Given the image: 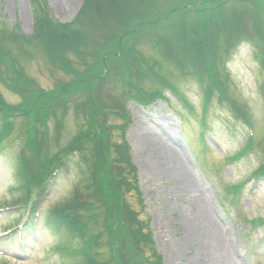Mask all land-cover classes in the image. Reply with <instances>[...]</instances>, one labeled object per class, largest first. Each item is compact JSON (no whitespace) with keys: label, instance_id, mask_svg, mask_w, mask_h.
Returning <instances> with one entry per match:
<instances>
[{"label":"rangeland","instance_id":"obj_1","mask_svg":"<svg viewBox=\"0 0 264 264\" xmlns=\"http://www.w3.org/2000/svg\"><path fill=\"white\" fill-rule=\"evenodd\" d=\"M85 1L0 0V36L13 33L31 39L38 5L47 7L55 22L70 24L84 9ZM209 1L157 0L151 9L142 6L134 11L138 19L134 24L141 29L138 36H143L137 41L134 36L126 37L120 32L122 21L110 23L107 18L100 21L103 12L91 3L95 13L83 18L80 29L87 37L63 38L65 47L57 50L64 57L60 64L72 67L76 75L50 62L42 37L33 42L35 48L11 50L17 58L26 54L33 58L24 62L25 71L47 94L57 95L53 92L67 84L78 87L77 77L95 89L88 95L80 94V89L72 90L53 103L37 154L25 146L24 120L15 121L12 135L0 142V264L80 261H75L74 255L60 252L75 246L67 232L74 224L63 222L65 217H58L52 210L67 211L64 209L67 205L79 201L70 210L80 213L82 204L90 196L95 198L92 193L98 195V184H94L96 191L89 195L83 190L90 193L89 188H93L90 169L94 159L89 152L92 146L87 144L86 152L71 148L74 137L85 131L90 122L87 101L94 100L100 108L97 121L106 128L104 134L113 132L119 138L126 149V158L136 168L134 180L140 198L132 192L128 205L140 212L139 217L147 223L153 247L163 264H264V224H251L264 220V70L258 59L259 51L242 39L230 51L219 72L220 78L226 77L223 84L228 96L242 107L246 122L254 125V132L237 122L235 109L232 107L231 111L219 94L209 99L206 87L197 78L205 76L204 71L209 78L210 71L217 69L215 58L211 64L201 66L197 55L201 48L195 47L194 42L186 46L187 50H178V54L172 50L166 57L161 56L167 38L171 36L173 40L182 34L181 20H185L187 28V22L197 15L202 19L215 16L213 6L206 7ZM211 1L214 6H221L217 10L221 12L220 26L208 27L211 38L222 43L225 28L237 20L246 29L258 32L264 12L262 1L259 4L256 0ZM169 9L174 16L171 29L165 33L164 27L150 19ZM148 11L152 12L147 15ZM185 13L188 18L182 17ZM210 29H216V33L212 35ZM74 33L79 34L78 30ZM53 44H57L56 39H52ZM3 46L11 48L9 40H4ZM108 48L116 53L105 55L103 50ZM124 53L128 54L122 56ZM116 59H122L121 63H116ZM180 63L186 67L181 68ZM100 75L104 76L96 82L92 80ZM169 79L170 86L165 83ZM0 91L10 104L22 101L1 83ZM151 93L152 97H146ZM70 95L74 96L66 101ZM180 97L193 110L186 109L178 100ZM39 134H44V130H39ZM249 138L256 141L259 151L227 163V158L246 151ZM97 150L103 151V145L98 144ZM115 154L123 157L122 149ZM47 161L52 164L46 171ZM105 166L96 165L97 180L103 184L107 182ZM35 182L44 185L31 195L24 184ZM54 216L58 220L54 221ZM31 217L35 221L34 230L20 228ZM209 227L215 228L217 235L210 237L214 234ZM80 229L85 231L88 226L85 223V229L81 226ZM21 233L25 239L20 241Z\"/></svg>","mask_w":264,"mask_h":264},{"label":"trees","instance_id":"obj_2","mask_svg":"<svg viewBox=\"0 0 264 264\" xmlns=\"http://www.w3.org/2000/svg\"><path fill=\"white\" fill-rule=\"evenodd\" d=\"M156 1L157 0H96L95 2H92V0H86L84 9L70 24L55 22L49 14L48 8L38 5V7H36V20L34 24L35 34L30 37L31 39L24 38L25 36L21 34L18 36L13 33L8 34V37L11 36L10 38L5 35L0 36V83L11 92L18 95L22 100L18 104H10L4 99L0 91V142L8 139L12 135L15 121H19V119L24 120L26 121L25 136L27 138L25 146L37 154L36 150L39 144L38 141L40 137L42 138L43 135H46V130L44 128L48 123V118L51 116L50 114L48 115V113L51 111L53 103L61 100L72 90L78 91L80 89V94L86 92L88 95L95 89V87L90 88L85 79L82 78L79 80L77 77L76 79L80 83L78 87L67 84L66 86H61L58 91L53 92L59 94H47L43 89L36 85L35 81L30 79L25 71L23 65L24 62L26 59L31 62L33 58L28 54L17 58V56L11 51L12 49L18 48V50H28V47L35 48L33 42L42 37L47 46L48 53H45V55L49 58L50 62L66 73H73L76 75V73L71 70L72 67L70 68L65 63L60 64L62 61L61 58L64 57H62V51L57 50H63L65 47L63 38H73L77 35L80 37L77 40H83L87 37V35L84 32H81L80 29L81 24L83 23V18L95 13L91 3L95 4L96 9H99V7L101 8L103 15L100 17V21H103L105 18H107L110 23L112 20L122 21L120 32L126 37L130 36L132 38L134 36V41H137L138 38L140 39L143 36H138L141 29L134 24V21L138 20L134 16V11L142 6L149 8ZM234 1L239 2V0ZM256 1L258 4L259 1H262L261 4L264 9V0ZM40 2L41 0H39V3ZM206 4L207 8H212L213 6L212 12L215 16L210 19H202L197 15L194 20L187 22V28L185 27V20H181L179 24L183 27V32L180 37L172 40V37L170 36L165 41L163 47L157 42L164 51L163 54H161V52L160 54L161 56L166 57V53H170L172 50L178 54V50H187L186 46L191 45V42H194L193 45L195 47L201 48L197 54L200 58L199 64L201 66L211 64L212 60L215 58L213 63L217 69H210L209 78L205 71L203 72L205 76L200 75L199 77V75H197V78H199L202 85L206 87L205 92L208 93L209 99H212L219 94L220 97L227 102L231 111L232 107L233 110L235 109L234 113L237 122H242L251 132H254V125L250 122H246L242 107L237 104V102L232 101L228 96L227 86L223 84L226 77L222 76L220 78L219 72H222L223 62L230 54V51H232L236 45H239L242 39L249 41L256 50L259 51L258 59L264 70V12L260 19L261 25L257 33L246 29V25H243L242 22L237 20L234 24L225 28V36L223 37V42L220 43L215 40V38H211L208 27L211 25L220 26L219 17L221 16V12H217V10L221 6H214V2L211 0L206 2ZM171 10L172 9L164 11L160 16L150 19V22L154 21L159 27H164V32L166 29H171L170 21L174 16L171 15ZM151 12L152 11H148L146 14L148 15ZM185 16L188 18L187 13L182 15V17ZM92 20L93 18L90 19V21ZM112 22L114 23V21ZM75 30H78L79 34H75ZM210 32L213 35V33H216V29H210ZM254 33L257 34L256 37H254ZM158 34L160 33L157 32V35ZM52 39H56L57 44H53L52 46ZM4 40H9L11 48H4ZM142 43H147V39L145 38ZM103 53L105 55L108 54L109 56H113L116 52L115 50H110L108 48L107 50H103ZM32 54L35 56V50H33ZM125 54L128 53H124L122 56ZM153 58L157 59L156 56ZM116 60L118 61L116 63H121L122 61V59ZM154 61L157 62V67L162 68L161 63L158 60ZM180 67L184 68L186 66L180 63ZM103 76L104 75L97 76L92 78V80L96 82V80ZM169 81L171 82L169 79L168 81H165V83L170 86ZM206 81L207 85H204ZM170 90L175 91L172 87ZM178 94L180 95V92H178ZM73 96L74 95L68 96L66 101ZM152 96V93L146 95V97ZM161 97H163V94H161ZM180 98L178 99L185 107L189 110H193V107L190 106L183 97ZM87 106L90 122L85 131H79L74 137V141L72 142L73 146L71 148L76 147L74 149L86 152L88 151L87 144L92 146H89V152H91L94 159V163L90 169V176L92 175L94 178V181L90 184L93 188H89L91 191L90 193L87 192V189L83 188V190H85V194L89 195L96 191V186L94 184H98V199L92 193L95 198L90 196V199L82 204V211L80 213L74 212V214L70 210L72 205L80 204L79 201H75L64 208L69 209L70 211H64L57 208L52 210L58 217H65L62 219L63 222L71 221L74 224V226L70 225L67 228V232L72 235V243L75 245L71 247L70 255L75 256V261L80 259L79 262H74V264H163L162 258L157 255V251H155L153 247V238L148 231V228H146L147 223L139 217L140 212L129 206L130 204L128 205V197L132 192L138 194L140 198L137 182L134 180V175H137L136 168L126 158V149L119 138L116 137L113 132L107 136L104 134L106 132L105 126L99 124L97 121L100 108L96 101L94 100L92 103L87 101ZM107 112L111 114L113 113L108 110ZM203 124H205V121ZM42 129L44 130V134H39V130ZM117 139L118 142L116 141ZM201 140L204 142L203 135L201 136ZM45 143H47L46 137L44 138V144ZM107 143L109 148L107 147ZM98 144L103 145V151L97 150ZM113 146H115V148H113ZM246 146V151L244 153L238 154L233 158H227L226 162L234 163L238 158H244L248 154H254L259 151L258 144L253 138L248 139ZM120 149H122L123 157H125L124 161H122L123 157L119 158L115 154L116 150ZM109 160L110 162H108ZM98 163L103 165L107 164V166H105L107 175V182L105 184H103L101 180H97L98 174L96 165ZM51 164V161H47L46 171L50 168ZM262 172H264V167ZM123 181L125 184H123ZM24 185L28 191H31L32 195L36 191L42 190L44 182H42V185H40V182L27 183ZM31 195L29 192L28 197ZM28 197L26 200H28ZM52 218L54 221L58 220L56 216ZM74 222L80 223L82 229H85L86 223L88 229L83 231L80 229V226L77 227ZM252 224L261 226L264 224V220H254Z\"/></svg>","mask_w":264,"mask_h":264},{"label":"bare ground","instance_id":"obj_3","mask_svg":"<svg viewBox=\"0 0 264 264\" xmlns=\"http://www.w3.org/2000/svg\"><path fill=\"white\" fill-rule=\"evenodd\" d=\"M177 165H178V164H177ZM178 168H179V167H178ZM184 168L187 169L185 166H184ZM187 179H188V178H187ZM207 218H208V217H207ZM209 228H210V227H209ZM209 230H210V232L212 231L213 234H214V235L211 234L210 237H214L215 235H217V232H216L215 228H214V229H211V228H210Z\"/></svg>","mask_w":264,"mask_h":264}]
</instances>
